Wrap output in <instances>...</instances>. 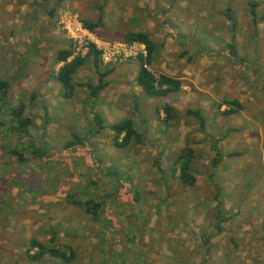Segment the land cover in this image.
Returning <instances> with one entry per match:
<instances>
[{"label": "rangeland", "instance_id": "1", "mask_svg": "<svg viewBox=\"0 0 264 264\" xmlns=\"http://www.w3.org/2000/svg\"><path fill=\"white\" fill-rule=\"evenodd\" d=\"M127 30L149 34L147 67L179 78L178 92L144 94L145 50ZM70 47L83 60L65 95L54 59ZM110 68L92 96L82 84ZM0 78V264H264V0H0ZM18 104L28 136L9 126ZM95 114L132 118L143 142L117 146ZM185 147L193 185L178 178ZM76 200L101 202L97 217ZM32 240L73 257L32 259Z\"/></svg>", "mask_w": 264, "mask_h": 264}, {"label": "trees", "instance_id": "2", "mask_svg": "<svg viewBox=\"0 0 264 264\" xmlns=\"http://www.w3.org/2000/svg\"><path fill=\"white\" fill-rule=\"evenodd\" d=\"M40 1H49V0H40ZM57 2L61 3L63 1L68 0H56ZM71 1V0H70ZM230 18V16H228ZM101 20V19H100ZM83 24L90 30H93L94 27L97 25V23H89L87 21H83ZM123 40L126 43L131 42H140L144 44L146 49V54H140L137 56L139 65L137 68V73L135 76V82L136 84L142 89L144 94L151 97H164L169 96L170 94L176 93L180 90L181 87V81L179 78L170 76L167 74H160L157 78L153 72L147 67V64L150 63L152 56L155 52L156 46L153 42V40L150 38L149 34L142 30H127L123 34ZM231 53L235 55V47L233 44L230 45ZM89 52L94 56L95 63L97 66H99L100 61V54L101 50L95 48L94 44L89 45ZM72 55V49L70 48H64L60 49L55 56V62L59 63L61 62V66H59L57 71L53 72V78L62 86L64 89V94L68 95L73 88L75 87V82L73 80L74 74L77 72L79 66L82 63L83 58L80 56H74L72 59L68 60V58ZM112 68L106 69L99 73L98 83L95 85H91L89 83L82 84L89 88V91L92 96H96L99 91H101L106 86V81L104 80V77L110 73ZM10 87V80L6 78H0V99H3L6 95L8 88ZM235 103L238 107H240V103L236 100L232 101ZM157 110H160L164 113V120L165 121H171L175 120L177 118V111L172 104L169 102H164ZM189 113L199 116L198 110H188ZM235 110L229 109L227 110V113L234 112ZM11 124L9 125L12 131L16 132L20 136L29 135L28 126H31L32 120L29 116L24 115L23 113V105L18 104L17 106H13L11 108V118L9 120ZM94 121L97 125V129L102 130L104 128H107L111 130L114 133V143L119 147H126L132 142L135 143H141L144 140L143 135L137 131V129L134 126V121L130 117L122 118L118 121H115L109 125L105 124L103 119L99 114H95ZM1 123L4 124L2 121ZM203 124V121L201 122ZM27 135V136H28ZM29 145L36 151L37 156H43L44 153L41 151L42 149L36 145L35 142L32 140L29 141ZM12 155L16 157L19 161H24L26 157L21 151H18L16 149L11 150ZM194 157L193 149L191 147H185L182 149L181 153L178 156V159L180 160V166H179V175L178 178L181 182L193 185L196 181L195 175L191 172V161ZM76 204H79L81 206H86V210L93 216V218L97 217L98 209L101 206V202H96L93 200H76ZM264 229V224H263ZM31 246L37 247L38 251L34 254H30V257L32 259H40L44 253L51 252V254H57L63 257H67L68 259H71L73 257V253L71 251L70 256H67L65 252L57 250V249H50L46 247L43 243L39 241L32 240Z\"/></svg>", "mask_w": 264, "mask_h": 264}, {"label": "built area", "instance_id": "3", "mask_svg": "<svg viewBox=\"0 0 264 264\" xmlns=\"http://www.w3.org/2000/svg\"><path fill=\"white\" fill-rule=\"evenodd\" d=\"M75 29L77 30V31H79V32H83V33H85L84 31V29L81 27V26H77V27H75ZM124 43H126V42H124ZM132 43V42H131ZM136 42H134L133 44H135ZM140 43V42H139ZM127 44V43H126ZM143 47H144V50H145V54H146V49H145V46H144V44H142V43H140Z\"/></svg>", "mask_w": 264, "mask_h": 264}]
</instances>
